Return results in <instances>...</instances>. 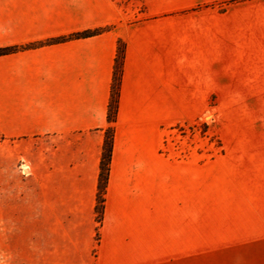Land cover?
Listing matches in <instances>:
<instances>
[{"label": "crops", "instance_id": "0c3cea01", "mask_svg": "<svg viewBox=\"0 0 264 264\" xmlns=\"http://www.w3.org/2000/svg\"><path fill=\"white\" fill-rule=\"evenodd\" d=\"M120 1L0 0V47L109 28L0 56V137L75 138L79 147L75 161L70 151L68 160L48 162L29 231L2 224L0 210V264H23L12 262L18 251L24 264H91L119 41L118 109L94 264H198L199 164L168 157L162 130L196 114L216 91L264 89V0H136L140 8ZM260 150L238 148L264 190ZM223 182L224 212H236L225 218V264H264L263 209Z\"/></svg>", "mask_w": 264, "mask_h": 264}, {"label": "rangeland", "instance_id": "374dc122", "mask_svg": "<svg viewBox=\"0 0 264 264\" xmlns=\"http://www.w3.org/2000/svg\"><path fill=\"white\" fill-rule=\"evenodd\" d=\"M119 3L140 8L136 0H121ZM247 85L250 86V83ZM256 85L258 84L251 86ZM194 113L188 111L183 119L163 127L161 147L171 159L198 162V264H225V256L221 248L226 242L223 234L225 218L229 221L235 209L224 212L222 190L226 184L223 181L227 180L225 183L229 181L231 185L234 184L236 188L232 192L242 191L264 212L263 187L256 179L245 156L238 151V148L248 153L263 151L260 148L264 147V89L216 91L207 106H197V113ZM75 140V138L48 140L0 137L2 224L10 229L23 227V231H29L31 224L36 222V217L32 215L37 211V197L40 203L42 194L46 193L48 162H51L53 157L68 160L71 157L70 151L74 158L71 157V160L78 159L79 147L74 143ZM53 146H59V149L53 150ZM63 148L65 149L62 150ZM92 155L94 149L88 156L89 160L92 159ZM25 162H29L31 174L25 169ZM97 192L95 212L91 222L92 239L89 254L91 264H94L100 240V228L104 220L105 200L103 202L98 200ZM23 236L29 237L30 234L24 233ZM207 245L209 248L212 245L216 247L207 249ZM17 253L16 255L13 253L15 260L12 262L19 261L24 264L21 258H26V255H22L21 251Z\"/></svg>", "mask_w": 264, "mask_h": 264}, {"label": "trees", "instance_id": "16d2710c", "mask_svg": "<svg viewBox=\"0 0 264 264\" xmlns=\"http://www.w3.org/2000/svg\"><path fill=\"white\" fill-rule=\"evenodd\" d=\"M108 27H97L93 29H85L82 31H77L69 33L67 35H62L58 37H51L39 41L30 42L24 45H11L0 47V56L11 54L19 50L36 48L43 45L56 44L60 42H65L72 39L85 38L100 34L106 30ZM124 46L121 41L118 42L117 57L115 59L110 98L107 106L106 119L109 126L104 130V138L101 145V155L99 162V176H98V192L97 199L104 201V193L108 179L109 173V163L113 148L114 139V123L116 121L117 109H118V97H119V85L121 79V66L123 58Z\"/></svg>", "mask_w": 264, "mask_h": 264}]
</instances>
